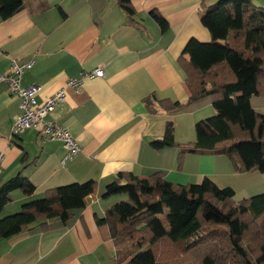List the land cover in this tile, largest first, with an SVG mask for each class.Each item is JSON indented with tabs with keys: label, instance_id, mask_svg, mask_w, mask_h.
Listing matches in <instances>:
<instances>
[{
	"label": "crops",
	"instance_id": "0c3cea01",
	"mask_svg": "<svg viewBox=\"0 0 264 264\" xmlns=\"http://www.w3.org/2000/svg\"><path fill=\"white\" fill-rule=\"evenodd\" d=\"M215 1L131 0L134 15L130 17L115 0H27L24 9L0 18V75L9 74L13 59L32 61L22 86L37 89L39 101L83 72L97 68L104 72L101 78L84 79L76 92L67 89L65 100L46 118L66 128L81 148L66 163H62L66 155L62 143L44 140L40 129L12 135L19 101L0 83V183L21 173L36 188L30 196L13 191L0 217L18 212L48 189L96 183L85 207L70 211L67 222L50 219L45 230L35 223L0 240V264H127L128 259L116 254L107 228L96 224L108 208L127 199L103 196L106 185L120 173L140 179L161 173L176 186L200 184L207 177L218 187H231L235 194L242 182L248 196L253 187L246 175L255 172L236 173L225 156L179 155L176 147L152 146L163 138L168 123L177 144L194 142L195 124L215 114L209 96L188 103L178 65L188 40L210 41L200 16L203 7ZM253 2L264 8V1ZM151 11L166 20L167 30L160 31ZM160 101L182 107L162 111ZM259 101L252 97L251 106L264 115V103Z\"/></svg>",
	"mask_w": 264,
	"mask_h": 264
},
{
	"label": "trees",
	"instance_id": "16d2710c",
	"mask_svg": "<svg viewBox=\"0 0 264 264\" xmlns=\"http://www.w3.org/2000/svg\"><path fill=\"white\" fill-rule=\"evenodd\" d=\"M26 1L0 0V18L24 9ZM115 1L128 16L134 15L131 0ZM203 8L200 23L211 39L188 40L178 65L188 103L209 96L215 114L195 124L194 142L177 144L168 123L163 138L152 146L176 147L179 155H223L236 173L263 174L264 115L254 111L251 99L264 96V8L252 0H216ZM150 16L161 32L168 29L157 12L151 11ZM1 84L9 92L8 85ZM158 104L162 111L182 107L178 102ZM35 189L21 173L0 183V214L13 191L30 196ZM95 189L96 183L89 180L46 190L42 198L0 217V240L35 223L45 230L50 219L67 222L70 211L83 209ZM111 195L127 199L108 208L96 224L107 228L116 254L128 259L127 264H264V192L235 201L231 187H218L207 177L200 184L176 186L161 173L146 179L120 173L105 187L103 196Z\"/></svg>",
	"mask_w": 264,
	"mask_h": 264
},
{
	"label": "built area",
	"instance_id": "2783aa9c",
	"mask_svg": "<svg viewBox=\"0 0 264 264\" xmlns=\"http://www.w3.org/2000/svg\"><path fill=\"white\" fill-rule=\"evenodd\" d=\"M32 66V61L20 63L13 59L10 62L9 74L0 75V83L5 82L8 85L9 93L19 101V113L14 118L11 133L16 136L29 129H40L44 140H57L62 143L66 152L62 163H66L77 156L81 148L66 128L56 122L47 121L46 118L53 113L60 102L65 100L67 89L76 92L80 89L84 79L101 78L104 76V72L100 68L83 72L79 78L66 81L64 87L57 90L52 96L39 101L37 89L22 86L23 75ZM2 160L3 154L0 153V165Z\"/></svg>",
	"mask_w": 264,
	"mask_h": 264
},
{
	"label": "rangeland",
	"instance_id": "374dc122",
	"mask_svg": "<svg viewBox=\"0 0 264 264\" xmlns=\"http://www.w3.org/2000/svg\"><path fill=\"white\" fill-rule=\"evenodd\" d=\"M255 1H256V3H259V1H264V0H255ZM252 2H253V0H252ZM255 5L259 6L258 4H255ZM255 99L260 100L259 103H261V102H262V104L264 103V96H262V95L254 97V101H255ZM246 176H247V178H249L251 180V182L250 181L249 182H250L251 187H253V189L251 190V192H249L248 196H244L245 193L243 192L242 187H241L243 183L239 182V184H238L239 186L236 185V196L234 198L235 201H240L243 197H250V196L257 195V194L264 192V173L262 174L259 172H255V173H249ZM120 249L121 250H119V251L121 252V254H123L124 253V250H122L123 248H120Z\"/></svg>",
	"mask_w": 264,
	"mask_h": 264
}]
</instances>
